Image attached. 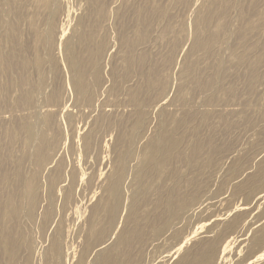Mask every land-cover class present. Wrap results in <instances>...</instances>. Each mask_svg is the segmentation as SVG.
I'll use <instances>...</instances> for the list:
<instances>
[{
	"label": "bare ground",
	"instance_id": "1",
	"mask_svg": "<svg viewBox=\"0 0 264 264\" xmlns=\"http://www.w3.org/2000/svg\"><path fill=\"white\" fill-rule=\"evenodd\" d=\"M88 1L90 3L89 14L91 15V18L88 19L94 20L88 23L85 19L88 28H84L82 25V31L80 30L76 35L77 49H75L76 46L73 48L74 46L72 47L70 44L66 45L67 65L71 73L72 91L75 94L76 101L86 102L90 107L93 97L96 96H94L95 89L103 82V76L99 70L100 66H94L102 59L106 48V37L96 38V32L98 27L100 28V23L107 21L111 13L115 14L114 16L119 21V23L117 21L119 24L117 30L126 51L121 59L125 66L121 77L126 78L129 76L130 69L135 64L136 71L143 77V80L140 85L131 89L129 94L127 93L128 102L133 107L135 119L128 126L118 123L120 131L118 130L119 133L115 143V148L118 150L116 160L112 170L106 176L100 197L91 207L85 245L77 264H85L89 252L105 243L106 238L112 233H116L113 242L95 251L92 264H144V249L146 246L151 244L155 237L168 234L174 228L172 222L175 219L190 215V206L197 207L200 205L198 196L187 192V189L198 186L196 179L188 174L198 168L204 172L206 168V162L199 163L198 161L199 153L204 154V143L210 148L211 152L221 151L222 149H227L230 152L232 144H215L210 138L205 142H198V140L194 143L189 142L185 133H179L178 131L179 129H186L187 114L184 113L182 118L176 119L172 114L164 113L157 129L149 138L145 139L139 150L140 154L137 156L134 145L137 139H143L149 127L148 110L145 112L144 108H149L157 103L166 91L165 85L161 84L160 62L157 63L155 59L150 58L144 50L145 48L138 51L137 47L140 45L145 46L146 42L151 40L150 33L152 31L150 32V30H153L152 26L154 23L157 25V19L161 16L164 17L166 13V7L163 8L165 3L161 4V0H143L142 5L133 8L130 20L124 13L120 14L116 10L109 11L107 2L112 0ZM53 2L51 0H24L23 2L22 0H0V114L10 113V120L7 117L9 122L7 126L0 121V264H18L17 251L22 239L18 235V237L14 235V229L20 226L22 218L26 217L25 219L28 220L34 218L38 202V177L41 170L46 169L45 166L54 152L57 153L58 150V135L48 136V131L52 130L57 113L43 111V109L48 105H51L50 107L56 105L60 92L56 91L52 95L44 93L46 91H44V87H46V60L43 54L40 53V48L49 37L53 36L56 28L55 16L58 11V2L56 6H54V0ZM188 2L189 0L181 1L185 5L190 4ZM172 3L174 4V2ZM202 5L204 6V4ZM232 8L235 10V16L234 19L231 18L232 22L229 23L227 19L231 16L229 12ZM2 10L6 13L3 14L4 16L1 15ZM193 17L192 19L190 17V20L186 22L190 23L194 20V27H191V29L194 28L195 37L188 51L189 55L200 51L207 59L215 56V52L218 55L220 54L219 45L225 44L227 41H231V44L224 53L226 56L222 58L220 54L216 62L205 65V69L211 71L206 77L192 76L193 69L198 66V62L194 60L184 63L181 73L182 75L186 74L188 83L194 86V89L198 92L211 93L214 88L220 92V96L215 97L211 93L205 97L206 105L215 104L216 99H220L221 102L230 97L240 99L241 95L244 94L245 99L240 100V106L242 110L244 108L251 110L252 114L255 113V117L250 115L251 113L244 112L245 115L241 117L242 123L225 121L224 127L225 131L229 132L242 125L244 131H250L257 122L264 120V92L259 93L256 89L257 84L262 83L264 85V72L259 71V67L264 60V0H212L205 9L197 14L195 19ZM161 19H159L160 22ZM45 21L48 23H46L48 25L46 32L42 29ZM82 21L83 19L80 22L82 23ZM22 22L28 25V34L31 35L29 43L31 38L34 41V48L31 49V52L30 48L32 46L28 45L25 42L26 40L23 39ZM106 23L108 24V22ZM170 23L168 21L162 27L164 34L172 29L169 26ZM181 27L183 28V24H181ZM155 32H157V29ZM172 33L177 32L174 30ZM189 33L191 32L189 31ZM5 40L8 44L6 50L3 49ZM151 41L154 42L155 40ZM171 45L173 44L171 43ZM51 60L53 63L50 67L56 70L53 57ZM115 68L116 66L114 71L112 69L114 75L116 74ZM191 69L192 71H190ZM89 76L91 79H88ZM8 86L16 92V94H11L9 98H7V91L10 94L11 90H8ZM68 90L71 92L70 87H68ZM145 93L148 95L146 99L142 98ZM183 93V86H178L170 103L178 102L184 105L186 100ZM66 96H68V93ZM61 105L58 106L61 107ZM61 109L64 110L65 108L61 107ZM16 113L17 116L14 115ZM227 118L229 117L227 116ZM91 135L92 132L87 136L85 135L84 143L86 147L90 145ZM28 159H31L35 165V170L34 172L31 171V174L25 173L24 168H22ZM132 161H135V163L130 167ZM176 161L184 164L188 173L182 174L175 165ZM9 165L12 168H9ZM240 169V165L235 166L232 170V177H237L241 171ZM129 170L131 171L130 174ZM129 175H131V178L128 182V189H125L124 181ZM59 177L60 166L56 168L54 175L47 182L50 191ZM40 180L42 181V178ZM73 182L74 180L66 190L68 200L72 198ZM20 191L22 193L18 194ZM233 193H243L247 200L255 195L256 200H260L261 203L264 201V157L256 162L251 174L246 175L233 186ZM22 205H25L26 209H23L25 217L21 218ZM123 211L125 212L123 226L115 232L117 220ZM52 214V210L45 212L44 225L48 223L49 218L53 217ZM244 215L238 213L233 216L223 224L215 236L204 239L197 246V249L185 251L175 264H212L219 245L224 244L226 235L236 229ZM261 217H264V205L257 215V218ZM197 230L194 232H197ZM263 243L264 224L253 233L249 246L250 252L253 253L258 250ZM228 247V245L224 246L223 252ZM52 252L55 259H58L62 254L61 235L52 240ZM259 252L256 260L264 257V250Z\"/></svg>",
	"mask_w": 264,
	"mask_h": 264
},
{
	"label": "rangeland",
	"instance_id": "2",
	"mask_svg": "<svg viewBox=\"0 0 264 264\" xmlns=\"http://www.w3.org/2000/svg\"><path fill=\"white\" fill-rule=\"evenodd\" d=\"M23 1L24 0H22V2ZM51 1L54 3L53 0ZM54 1V6H56V3L58 2V11L55 16L56 28L53 36L45 41L47 44L44 42L40 48V53L43 54L46 60L45 68L47 76L45 74L46 87H44V91H46L44 93L52 95V93H55L56 91L60 92V97L58 98L56 105H52V107H50L51 105H48L43 109V111H53L52 113L58 114H56V118L54 119L52 130L48 131L49 137L54 134L58 135V150L57 153L54 152L52 158L45 166L46 169H42L40 173L41 176L39 175L38 177L37 183L39 188L38 202L36 204L37 210L35 208L34 214L35 219H25L26 217L24 216L23 209L25 210L26 206L22 205L21 207V218L23 216L25 218H22V220L20 218V226H17L14 229V235L16 237L19 236V238L22 239L17 251L18 264H77L85 245L91 207L100 197L106 176L112 170L116 160V153L118 150L115 148V143L120 131L118 123H123L122 125L128 126L135 119L133 107H131L128 102L129 91L137 85H140L143 80V77L137 73L135 64L131 67L129 76L126 78L121 77L125 70L124 63L121 59L126 51L124 45L121 43L119 31L117 30L119 21L116 19V16H114L115 14L111 13L107 21L105 20V22L103 21L100 23V28L98 27L96 32V38L106 37V48L102 59H100L98 64L95 63L94 66H100L99 70L103 76V82L95 89L94 96H96L93 97L90 107L86 102L83 103L82 101L80 103V101H76L75 94L72 91L71 73L67 65L66 45L70 44L72 47L74 46L73 48L76 46L75 49H77L76 35L80 30L82 31L83 26L84 28H88L85 19L88 23L94 19H88L91 16L89 14L90 3L88 0ZM169 1L171 3L174 2V4L172 3L171 6ZM175 1H177V4ZM181 1L182 0H161L160 3H165V6L157 3L164 6V9L166 7V13L164 11V17L161 16L157 19L156 23L159 25L157 26L154 23L155 28L153 25V30H150V32L152 31L154 33L157 29V32L154 34L152 32L150 33V39L155 41L152 42L151 40H148L145 46L140 45L138 46L139 48L137 47L138 51L145 48L144 50L148 53L150 58L155 59V62L157 63L160 62L161 84H163V86L165 85L166 91L165 95L162 96L157 103L149 108H144L145 112L148 110L147 115L149 117V127L144 134L145 138L137 139L134 149L137 156H139V150L145 139L149 138L157 129L158 123L164 113L172 114L176 119L179 117L182 118L185 113L188 116L186 129H179L178 131L179 133H185L189 142L194 143L197 140L198 142H205L210 138L213 143L219 145L231 143L232 150L229 152L227 149H222L221 151L211 152L210 148L204 143V154H202V152L199 153L198 161L199 163L206 162V168L204 169V172L198 168L188 174L196 179L198 186L187 189V192L194 193L198 196L200 205L197 207L190 206V215H187L185 218L181 217L175 219L172 222L174 228L170 230L168 234H162L155 237L153 242L146 246L144 249V264H175L185 251H193L197 249V246L203 242L204 239L215 236L223 224L238 213H243L245 215L240 219L236 229L226 235L224 244L219 245L212 264H264V257L260 260H256L259 253L262 252L259 251L264 250V243L253 253L249 250L253 233L264 224V217L257 218V215L264 205V201L261 203L260 200H256L255 195L247 200L243 193H233V186L243 177L251 174L256 162L264 157V120L262 122H257L250 131H244L242 125H239L229 132L225 131L224 122L242 123L241 117L245 115L244 112L251 113L250 115L255 117V113L252 114L251 110L245 108L242 110V107L240 106V100L243 101L245 95H241L240 99L230 97L224 102H221L220 99H216L215 104L209 106L205 103V97L211 93L213 96L217 97L220 96V92L216 88H214L211 93L198 92L194 89V86L188 83L186 74L182 75L181 71L184 63L194 60L198 62V66H196L193 71L192 69L190 70L193 72L192 76H198L201 78L206 77L211 71L206 70L205 65H207V63L216 62V59L220 54L222 58L226 56L224 53L229 48L231 41L219 45V55L215 52V56L207 59L204 58V55H202V52L200 51L195 52L193 55H189L188 51L195 37L194 28L191 29V27H194V20H192V22L190 21V23L188 22L189 24L186 22L190 20V17L192 19V16H194L193 19H195L197 14L200 13L202 9H205L212 0H194L196 5L192 0H189L188 3L190 4L186 5L182 4ZM142 4L143 0H112L107 2V8L109 7L108 9L110 12L116 10L119 11L120 14L124 13V15L131 20L133 8ZM202 4H204L205 7ZM196 8L198 9L197 11ZM3 14H6L4 13V10L1 11V15ZM229 15L231 16H229L227 20L231 23V18L233 17L234 19L235 16V10L233 8L230 10ZM186 18L189 19L187 20ZM82 19L83 21L81 23L80 21ZM159 19H161V22ZM181 20L185 21L181 22ZM168 21L169 23L173 22L169 25L172 29H169L170 32L164 34L162 32V27L166 25ZM106 22H108V24ZM46 23L47 21L42 25L44 32H46L48 28V23ZM22 24L21 29L23 31V39L26 40L25 42L28 45L30 44L32 46L30 48L31 52V49L34 48V41L31 38V42L29 43L31 35L28 34V25L25 22H22ZM179 24L180 26H178ZM181 24H183V28L181 27ZM174 30L177 33L173 34L172 32H174ZM189 31L191 33H189ZM176 39L179 40L177 41ZM5 42L6 40L3 43L4 50L8 47L7 42ZM169 43L170 45L171 43L173 45L170 46ZM52 57L55 61L57 71L50 67L53 63L51 60ZM115 66L116 74L114 75L112 69L114 71ZM259 71L264 72V60L259 67ZM88 79H91V77L89 76ZM65 81L70 82L65 83ZM47 83L52 88H50ZM178 86H183L184 88L183 96L186 100L184 105H181L178 102L170 103V100L176 94ZM68 87H70L71 92L73 93L68 90ZM7 88L8 90H11L10 94H8L7 91V98H9V96L11 97V94H16L15 90H12L11 87L9 88L8 86ZM256 89L259 93L264 92V85L259 83L257 84ZM67 93L68 96H66ZM142 98L146 99L148 98V95L145 93ZM67 101L69 102L67 103ZM58 105L65 108V111ZM8 113L9 112H4L0 114V121L3 124L5 123L6 126L9 123L8 118L10 120V113ZM14 115L17 116L18 114L16 113ZM227 116L229 118H227ZM90 132H92L90 138L91 142L90 145L86 147L84 141L87 134H90ZM259 151L260 153H258ZM133 163H135V161H132L129 166L131 167L134 165ZM175 165L179 168V171L182 174L188 173L185 165L181 164L180 161H176ZM238 165L241 166V171L237 177H232V170ZM58 166H60V177L50 191L47 182L54 175ZM10 167L12 168L11 165H9V168ZM22 168H24L23 171H25V173L28 172L27 174H31L30 172H34L35 170V165L32 163L31 159H28ZM130 170L129 174L131 173ZM39 178H42V181ZM130 178L131 175H129L124 181L125 189H128ZM73 180L72 198L68 200L66 198V190ZM20 193L22 192L20 191L18 194ZM49 210H52L53 217H51V219L49 218L48 223L44 225V214ZM124 216L125 212L123 211L117 220L115 232L122 228ZM196 230L197 232H194ZM25 232L27 233L25 234ZM58 235H61L62 238V254L58 259H55L52 254V240ZM115 235L116 233H112L106 238L105 243L92 249L88 254L85 264H92L91 262L95 251L112 243ZM181 245L184 246L181 247ZM227 245L229 247L223 252L224 246Z\"/></svg>",
	"mask_w": 264,
	"mask_h": 264
}]
</instances>
